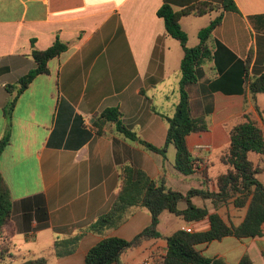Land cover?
I'll list each match as a JSON object with an SVG mask.
<instances>
[{
	"label": "crops",
	"instance_id": "0c3cea01",
	"mask_svg": "<svg viewBox=\"0 0 264 264\" xmlns=\"http://www.w3.org/2000/svg\"><path fill=\"white\" fill-rule=\"evenodd\" d=\"M199 1L218 0H0V140L10 144L0 155V172L9 188L12 216L0 230V254L8 247L3 264H23L47 258V264H85L88 251L104 238L132 240L150 226V212L130 210L126 222L104 235L85 233L75 252L58 258L53 246L82 233L107 213L119 189L123 165L143 170L173 191L207 189L196 172L185 176L175 169L176 149L166 156L109 130L96 134V116L118 108L123 122L144 141L166 145L168 123L180 99L184 50L166 33L158 11L168 3L181 10ZM237 11L214 10L180 21L188 34V47L199 45L198 33L222 14L212 34L214 58L202 64V78L189 88L193 117L205 116L209 129L192 133L187 146L200 171L218 160V177L229 167L221 157L230 147V130L244 116L264 131V93L255 98L247 79L264 73V0H233ZM57 40L67 51L48 64L49 73L37 76L18 96L10 116L6 113L19 80L35 69L34 49L44 51ZM220 43L224 48H219ZM11 87V88H10ZM198 146H209L199 149ZM250 153L260 164L258 180L264 183V156ZM217 185L209 191H217ZM193 204L216 212L211 200L195 197ZM187 207L185 202L179 209ZM227 208L228 211L227 212ZM232 203L217 212L228 224L240 225L247 208ZM184 227L209 230L208 220L187 223L169 212L160 215L158 231L121 256L122 264H159L167 251V238ZM206 257L238 264L248 255L264 264V236L239 240L226 237L200 245ZM5 255V254H4Z\"/></svg>",
	"mask_w": 264,
	"mask_h": 264
},
{
	"label": "trees",
	"instance_id": "16d2710c",
	"mask_svg": "<svg viewBox=\"0 0 264 264\" xmlns=\"http://www.w3.org/2000/svg\"><path fill=\"white\" fill-rule=\"evenodd\" d=\"M214 10L237 11L233 0H218V4L199 1L181 10H174L165 3L158 11V16L165 22L166 33L180 42L184 50L181 62V81L179 85L180 99L175 106L173 117L166 118L168 133L166 145L156 147L142 140L137 133L123 122V115L118 108H108L96 116L93 128L99 136L106 135L108 128L125 139L140 145L144 150L166 156L167 147L173 145L176 149L175 169L190 176L200 172L192 153L187 146V137L192 133L205 132L209 129L205 116L195 118L191 112L190 86L196 84L203 76L202 64L214 58L218 60L217 51L211 47L212 34L222 22V14L213 19L207 27L198 33L199 45L188 47V34L182 29L180 21L186 16H205ZM218 49L224 48L220 43ZM68 45L57 40L44 51L34 49L32 57L36 67L22 77L17 86L12 87L17 93L6 108L8 116L13 112L18 96L22 94L39 75L49 73L48 64L67 51ZM250 93L255 98L264 93V73L258 77L248 78ZM11 88V87H10ZM230 147L221 157L222 163L229 167L227 173L217 180V191L191 189L186 194L173 191L163 182L150 178L143 170L129 165L119 167V189L111 209L97 218L82 233L63 240H56L53 246L54 255L58 258L75 252L85 233L104 235L107 230L121 227L127 220L130 210L134 207L147 209L152 217L149 227L135 236L132 240L122 238H104L92 247L85 257V264H122L121 256L128 250L137 248L143 241L157 239L162 235L158 231L160 215L169 212L187 223L209 222V230L188 233L179 230L167 238V251L159 264H227L219 258H210L198 249L200 245L220 241L226 237L239 240L255 239L264 236V183L258 180L262 173L260 164L252 163L248 155L254 153L264 156V131L248 116L244 121L230 130ZM10 144L9 134L0 140V155ZM201 197L211 200L216 212L211 213L206 207L193 204L192 199ZM185 202L187 207L179 209V204ZM232 203L237 209L247 208L243 222L230 225L219 215L218 208ZM12 203L8 186L0 172V230L6 228L11 221ZM8 247L2 249L0 264L6 260ZM5 254V255H4ZM264 255V254H263ZM47 258L29 260L23 264H47ZM238 264H254L245 255Z\"/></svg>",
	"mask_w": 264,
	"mask_h": 264
},
{
	"label": "rangeland",
	"instance_id": "374dc122",
	"mask_svg": "<svg viewBox=\"0 0 264 264\" xmlns=\"http://www.w3.org/2000/svg\"><path fill=\"white\" fill-rule=\"evenodd\" d=\"M252 155H254V154H252ZM211 163H212L211 164L212 165V173H211V175H208V166L205 167V169H203L202 171L199 172L200 174H202V177L205 178L204 186L206 185L207 189H209V190L213 186L217 185V180H218V160H213ZM239 210L242 211V209H239ZM227 212H229L228 208H227ZM245 212L247 213V211H245Z\"/></svg>",
	"mask_w": 264,
	"mask_h": 264
},
{
	"label": "built area",
	"instance_id": "2783aa9c",
	"mask_svg": "<svg viewBox=\"0 0 264 264\" xmlns=\"http://www.w3.org/2000/svg\"><path fill=\"white\" fill-rule=\"evenodd\" d=\"M199 149H209V146H198ZM182 230L188 232V233H194V229L192 227H184Z\"/></svg>",
	"mask_w": 264,
	"mask_h": 264
}]
</instances>
